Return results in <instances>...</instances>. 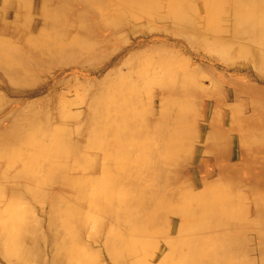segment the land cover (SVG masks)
Instances as JSON below:
<instances>
[{"label":"bare ground","instance_id":"obj_1","mask_svg":"<svg viewBox=\"0 0 264 264\" xmlns=\"http://www.w3.org/2000/svg\"><path fill=\"white\" fill-rule=\"evenodd\" d=\"M0 34L11 94L55 64L97 74L1 117L0 264H264V0H0Z\"/></svg>","mask_w":264,"mask_h":264},{"label":"rangeland","instance_id":"obj_2","mask_svg":"<svg viewBox=\"0 0 264 264\" xmlns=\"http://www.w3.org/2000/svg\"><path fill=\"white\" fill-rule=\"evenodd\" d=\"M8 10H10V9H8ZM158 34H159V29L157 27H155L154 25L151 26L150 29L145 33V35H147L149 37L156 36ZM0 35L3 36V34H0ZM8 36H11V35L8 34ZM8 36L5 35V37H8ZM143 36H141L140 33H135L133 35L128 34L127 38H126V40H128L127 44H126L127 46L125 45L126 49L124 51H122V49H121L122 45H118L115 41L108 43L104 47L100 48L101 51L99 53V57L103 56V59H102L103 62H107L108 60L116 62V61H118L119 58H123L126 55V53L133 50L134 41L140 42V40L143 39L142 38ZM163 36L164 37H161V38H162V41H164V44H161L162 45L161 47L173 48L175 50H178V52L181 53L183 55V57L189 59L192 62V64L197 65L200 68L199 70L201 73H207L208 74L209 69L219 70V69H222V67H224V66H222L223 64L220 65L219 63L212 60L213 58L210 55H207V54L205 55L204 53H202L200 51L181 49L179 46H177L173 42V39L177 38L176 36H173L172 34H167L165 32L163 33ZM90 39H92V37H90ZM93 39L98 40L97 37H93ZM133 39H136V40H133ZM145 41H146V39L143 40V42H141V43H143L142 45L145 44ZM129 44H130V46H129ZM143 47H145V46H143ZM119 51L123 52V54L121 56H118ZM107 68H110V67L108 66ZM243 70L245 71V69H243ZM1 73L2 72H0V81H1V84H0V107H2V108L4 107V108H3L2 112H0V119L5 114V112H7L6 111L7 108H8L7 109L8 112L11 111L13 113L14 110H16L17 108H20L26 101H30V100L34 101V100H37V99H40L42 97L47 96V94H50L49 91L52 90V87L54 86V84L57 81L62 82V86L59 88V90H62V89L65 90V88L69 87L75 79L85 81V80H92L97 76V74H85V73L81 72L80 70H78L76 68V63L64 64V65L55 64V66L47 67V68H44L42 70L38 69L35 72L33 71V74L29 77V79H26L23 82L14 83L13 88H15V89L38 90V92H35V93H29V94L24 93V94H21L20 96H16L14 94H11L10 91L8 89H6V87L4 85V82H6L5 77H3L1 75ZM224 86L226 87V85H224ZM224 86H223V88L225 89ZM15 98L17 100V104L10 105L11 100H13ZM8 101H9V104L7 105ZM210 101H211L210 99L204 98V99L200 100V102L197 105L203 111L211 112L212 107L210 106L211 105ZM247 105H248V103H247ZM9 107H11V108H9ZM74 108H75V106H74ZM257 118L260 119L262 117L258 116ZM208 119H209V117L207 118V115L203 116V117H201V116L198 117L197 123H198L199 128L201 127L200 128L201 134L207 130ZM260 120H264V117ZM8 121L6 123L4 122L3 125L7 124ZM233 147L235 148V150L240 151V148H238L237 144L236 145L234 144ZM202 156H203V158H206L209 156V153L208 152L205 153L203 151L202 146L200 145L199 149L195 150V153L193 156L194 157L193 161L195 162L194 164L198 165V162L200 161V158ZM188 166L190 167L191 164ZM212 168H213V166L210 163L208 165H206L205 167H203V169L209 170V171ZM190 169H192V172H194V174L196 173L194 176H196V177L199 176V171L201 169L200 167L195 166V167H190Z\"/></svg>","mask_w":264,"mask_h":264}]
</instances>
